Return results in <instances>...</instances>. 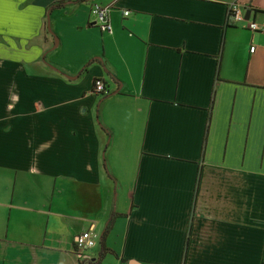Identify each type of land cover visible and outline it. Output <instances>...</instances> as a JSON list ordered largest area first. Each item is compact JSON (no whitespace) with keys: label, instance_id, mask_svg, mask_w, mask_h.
Instances as JSON below:
<instances>
[{"label":"crops","instance_id":"crops-1","mask_svg":"<svg viewBox=\"0 0 264 264\" xmlns=\"http://www.w3.org/2000/svg\"><path fill=\"white\" fill-rule=\"evenodd\" d=\"M96 4L113 6L111 33L92 26ZM251 23L264 29V0H5L0 264L94 262L110 220L100 264H264V32Z\"/></svg>","mask_w":264,"mask_h":264},{"label":"built area","instance_id":"built-area-1","mask_svg":"<svg viewBox=\"0 0 264 264\" xmlns=\"http://www.w3.org/2000/svg\"><path fill=\"white\" fill-rule=\"evenodd\" d=\"M228 6L229 19H232V21L234 22L242 21L245 12L244 6L238 1H233V3H230ZM111 8H113V6H101L97 4L90 7V15L92 16V19L94 21L93 24L100 32H112L111 26L109 24V12ZM128 14V12H123L124 17H127ZM247 29L250 32H264V29L255 23H251ZM253 50L254 48H251L250 52H253ZM92 92L100 96L108 95V91L105 87V82L102 79H96L93 85ZM74 245L77 252L86 254L96 247V236L94 235L92 230H84L76 237V239L74 240Z\"/></svg>","mask_w":264,"mask_h":264},{"label":"trees","instance_id":"trees-1","mask_svg":"<svg viewBox=\"0 0 264 264\" xmlns=\"http://www.w3.org/2000/svg\"><path fill=\"white\" fill-rule=\"evenodd\" d=\"M76 2H78V3H80V2H82V1H84V0H75ZM60 6H64V3H56V4H54V5H52V6H50L49 7V9H48V11L50 12V11H52L53 9H55V8H59ZM93 62H95V60H90L89 62H88V64L86 65V66H88L90 63H93ZM107 72V71H106ZM108 74H109V72H107ZM112 224V220H110V222H109V224H107V226H106V228H105V231H104V233H103V235H102V239L99 241V245H100V252H99V255L97 256V258L95 259V261L94 262H89V261H86V264H100V261H101V259L105 256V255H107L108 253H109V251L105 248V246H104V244H103V242H104V240H105V236H106V234L108 233V231H109V229H110V225ZM85 264V263H84Z\"/></svg>","mask_w":264,"mask_h":264},{"label":"snow or ice","instance_id":"snow-or-ice-1","mask_svg":"<svg viewBox=\"0 0 264 264\" xmlns=\"http://www.w3.org/2000/svg\"><path fill=\"white\" fill-rule=\"evenodd\" d=\"M5 0H0V23H2V6L4 4Z\"/></svg>","mask_w":264,"mask_h":264},{"label":"rangeland","instance_id":"rangeland-1","mask_svg":"<svg viewBox=\"0 0 264 264\" xmlns=\"http://www.w3.org/2000/svg\"><path fill=\"white\" fill-rule=\"evenodd\" d=\"M91 23H92V21H91ZM90 28L92 29V30H94L95 28L94 27H92V26H90ZM98 32V31H97ZM95 37V35L94 34H92V38H94ZM97 38H98V36H97ZM93 41V40H92Z\"/></svg>","mask_w":264,"mask_h":264},{"label":"water","instance_id":"water-1","mask_svg":"<svg viewBox=\"0 0 264 264\" xmlns=\"http://www.w3.org/2000/svg\"><path fill=\"white\" fill-rule=\"evenodd\" d=\"M246 19H248V16H247V13H246V17H245ZM92 24V26H94V24L93 23H91Z\"/></svg>","mask_w":264,"mask_h":264}]
</instances>
